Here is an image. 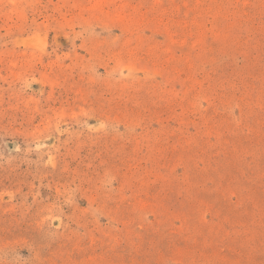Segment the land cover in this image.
<instances>
[{
  "label": "rangeland",
  "instance_id": "1",
  "mask_svg": "<svg viewBox=\"0 0 264 264\" xmlns=\"http://www.w3.org/2000/svg\"><path fill=\"white\" fill-rule=\"evenodd\" d=\"M0 264H264V0H0Z\"/></svg>",
  "mask_w": 264,
  "mask_h": 264
}]
</instances>
